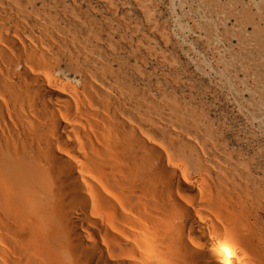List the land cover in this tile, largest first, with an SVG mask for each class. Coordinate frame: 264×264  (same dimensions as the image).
<instances>
[{"label": "bare ground", "instance_id": "6f19581e", "mask_svg": "<svg viewBox=\"0 0 264 264\" xmlns=\"http://www.w3.org/2000/svg\"><path fill=\"white\" fill-rule=\"evenodd\" d=\"M65 2L0 0V264H264L261 165Z\"/></svg>", "mask_w": 264, "mask_h": 264}, {"label": "rangeland", "instance_id": "374dc122", "mask_svg": "<svg viewBox=\"0 0 264 264\" xmlns=\"http://www.w3.org/2000/svg\"><path fill=\"white\" fill-rule=\"evenodd\" d=\"M74 1L100 29V23L110 21L103 35L117 40L123 61L145 70L141 76L127 71L135 85L158 81L163 95L187 102L225 128L228 144L261 165L264 177V0H145L150 26L139 0H118L116 13L136 28V58L128 56L124 41L130 33L118 28L99 0ZM142 40L152 46L150 55L142 51Z\"/></svg>", "mask_w": 264, "mask_h": 264}]
</instances>
